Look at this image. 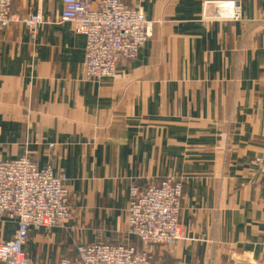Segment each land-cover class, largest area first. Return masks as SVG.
Returning <instances> with one entry per match:
<instances>
[{
    "label": "crops",
    "instance_id": "crops-1",
    "mask_svg": "<svg viewBox=\"0 0 264 264\" xmlns=\"http://www.w3.org/2000/svg\"><path fill=\"white\" fill-rule=\"evenodd\" d=\"M123 1L144 7L152 35L100 82L83 79L86 36L59 22L63 0L13 1L15 19L48 21L35 40L21 21L0 29V161L28 154L70 189L71 217L32 228L24 250L38 264L74 258L80 244L142 251L127 231L132 188L173 176L183 237L146 246L155 262L264 264L253 162L264 154V0H237L239 21L204 18L218 0ZM17 228L0 216V243Z\"/></svg>",
    "mask_w": 264,
    "mask_h": 264
},
{
    "label": "built area",
    "instance_id": "built-area-1",
    "mask_svg": "<svg viewBox=\"0 0 264 264\" xmlns=\"http://www.w3.org/2000/svg\"><path fill=\"white\" fill-rule=\"evenodd\" d=\"M14 0H0V29L21 21L33 40L48 23L41 13L14 18ZM59 22H72L86 36L83 79L100 82L118 73L122 59H133L152 35V21L141 5L129 7L123 0H63ZM213 7V9H211ZM204 18L241 20L237 0L206 1ZM54 145H50L52 148ZM264 175V154L253 161ZM183 184L169 176L145 190L133 187L127 209V231L138 237L142 251L129 243L80 244L74 258L52 264H164L155 262L146 246L172 247L182 239L180 212ZM70 189L65 174H55L51 165L41 167L28 154L0 161V216L18 223L13 237L0 243L3 264H38L24 250L30 230L63 225L71 217Z\"/></svg>",
    "mask_w": 264,
    "mask_h": 264
},
{
    "label": "rangeland",
    "instance_id": "rangeland-1",
    "mask_svg": "<svg viewBox=\"0 0 264 264\" xmlns=\"http://www.w3.org/2000/svg\"><path fill=\"white\" fill-rule=\"evenodd\" d=\"M107 244V243H106ZM57 263V262H56Z\"/></svg>",
    "mask_w": 264,
    "mask_h": 264
}]
</instances>
